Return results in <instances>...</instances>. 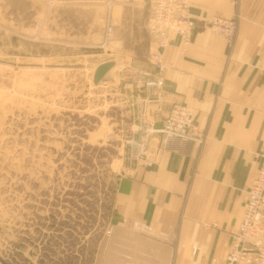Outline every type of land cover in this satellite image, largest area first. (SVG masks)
Listing matches in <instances>:
<instances>
[{
	"label": "rangeland",
	"instance_id": "obj_1",
	"mask_svg": "<svg viewBox=\"0 0 264 264\" xmlns=\"http://www.w3.org/2000/svg\"><path fill=\"white\" fill-rule=\"evenodd\" d=\"M119 1L0 0V259L6 264H96L121 181L153 165L146 152L153 139L159 149L152 132L163 118L158 126L142 118L124 95L137 91L144 99L131 72L150 59L148 40L160 48L146 29L149 0L125 14ZM107 61L114 66L94 86L95 67ZM194 133L198 156L206 134L196 125ZM176 242L174 231L168 243Z\"/></svg>",
	"mask_w": 264,
	"mask_h": 264
},
{
	"label": "crops",
	"instance_id": "obj_2",
	"mask_svg": "<svg viewBox=\"0 0 264 264\" xmlns=\"http://www.w3.org/2000/svg\"><path fill=\"white\" fill-rule=\"evenodd\" d=\"M129 1L118 2L122 14L140 4ZM189 7L195 25L183 52L176 35L160 50L148 40L164 69L155 70L150 59L138 68L159 74L163 89L143 111L158 126L173 105L186 106L205 142L196 156L195 145L178 154L158 150L152 140L146 153L153 165L124 177L114 196L113 222L96 264H225L229 233L264 151V0H238L235 8L228 0H189ZM212 15L237 16L231 44L202 28ZM124 97L139 112L137 91Z\"/></svg>",
	"mask_w": 264,
	"mask_h": 264
},
{
	"label": "built area",
	"instance_id": "obj_3",
	"mask_svg": "<svg viewBox=\"0 0 264 264\" xmlns=\"http://www.w3.org/2000/svg\"><path fill=\"white\" fill-rule=\"evenodd\" d=\"M238 0H229L234 6ZM189 0H149V17L146 29L157 48L169 46L170 38L180 39L181 52L190 42L195 22ZM202 28L222 36L231 44L236 33V19L212 15L201 20ZM111 26L107 25L103 41L110 40ZM150 61L158 72L164 69L159 53H151ZM132 82L142 90L140 116L145 117L143 107L146 100L159 96L163 89V78L136 70L131 72ZM193 115L189 108L173 105L163 117L160 128L153 130L159 137L158 150L183 154L189 145L199 142L194 133ZM144 154H142L143 156ZM259 168L247 190V199L235 230L230 234V245L225 254V264H264V151L257 155ZM145 160V157H143Z\"/></svg>",
	"mask_w": 264,
	"mask_h": 264
},
{
	"label": "water",
	"instance_id": "obj_4",
	"mask_svg": "<svg viewBox=\"0 0 264 264\" xmlns=\"http://www.w3.org/2000/svg\"><path fill=\"white\" fill-rule=\"evenodd\" d=\"M113 66L114 63L110 61L103 62L97 65L92 74V84L96 86L99 82H101V80L104 78V76ZM0 264H6V263L0 259Z\"/></svg>",
	"mask_w": 264,
	"mask_h": 264
},
{
	"label": "bare ground",
	"instance_id": "obj_5",
	"mask_svg": "<svg viewBox=\"0 0 264 264\" xmlns=\"http://www.w3.org/2000/svg\"><path fill=\"white\" fill-rule=\"evenodd\" d=\"M109 73V72H108Z\"/></svg>",
	"mask_w": 264,
	"mask_h": 264
}]
</instances>
